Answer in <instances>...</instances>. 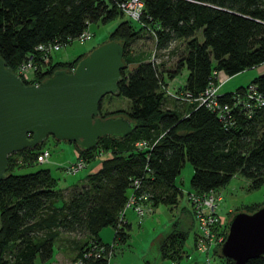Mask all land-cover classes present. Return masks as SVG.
<instances>
[{"label": "trees", "instance_id": "trees-1", "mask_svg": "<svg viewBox=\"0 0 264 264\" xmlns=\"http://www.w3.org/2000/svg\"><path fill=\"white\" fill-rule=\"evenodd\" d=\"M122 1L0 0V57L14 72L22 62L31 61L35 65L32 78L38 81L56 68L73 67L94 46L66 62H53L51 55L61 45L91 24L115 21L106 40L122 44L125 66L113 95L128 98L130 104L107 114L99 109V114H121L134 123L127 135L100 137L89 149L71 142L76 157L89 161L104 151L106 156L65 200L58 198L59 187L48 168L14 172L21 165L7 155L5 174L0 178V264L48 260L59 232L87 238L74 256L80 264H112L113 248L128 235L125 209L121 211L133 179H139L135 190L146 193L144 202L150 208L158 203L175 206L181 196L175 178L185 161L192 166L190 192L218 191L233 174L247 178L253 187L264 181V102L250 109L236 103L235 97L243 95L246 84L218 92L214 107L197 100L209 81L217 84L218 71L227 77L264 63V0H141L137 20L120 9ZM140 30L151 34L156 48L183 40V52L172 70L153 60L127 55L128 41ZM53 44L58 48L48 52L37 47ZM129 62L135 64L126 70ZM182 69L186 70L183 82H175L176 88L167 86V79ZM257 73L247 83L264 95V71ZM166 96L185 101L189 107L182 113L164 107ZM222 104L228 105L227 113L221 111ZM40 143L16 151L23 155L22 166L35 161ZM106 226L113 229L110 245L98 236ZM220 227L225 235L227 222ZM185 234L173 222L158 243L159 258L171 259L164 251L178 239L184 243ZM92 244L103 246L100 254L83 255ZM212 253L223 257L219 245ZM228 259L227 264H231ZM141 264L155 263L144 259ZM246 264H264V252Z\"/></svg>", "mask_w": 264, "mask_h": 264}, {"label": "rangeland", "instance_id": "rangeland-1", "mask_svg": "<svg viewBox=\"0 0 264 264\" xmlns=\"http://www.w3.org/2000/svg\"><path fill=\"white\" fill-rule=\"evenodd\" d=\"M132 23L136 26L138 25L136 21H132ZM114 24L115 21L106 24H91L88 28L92 33L90 39L82 42L72 40L61 45L52 53V61L66 62L86 52L91 46L105 41L108 37V32ZM126 48L127 55L132 58L139 57L153 60L157 65L162 66L163 69L172 70L176 59L183 52L184 42L181 39H176L171 41L166 48H156L151 34L146 30H140L136 36L128 41ZM134 64V62H129L126 70L133 67ZM257 72V68H247L227 77L224 74H220V76L216 74L218 92L232 91L238 85L247 84L248 80L258 74ZM15 73L17 74V71ZM185 73L186 70L182 69L174 78L167 79L166 85L170 88H176L175 82H183ZM18 76L20 77V75ZM37 82L38 80H34L29 83ZM129 104L128 98L107 93L101 97L99 109L101 113L107 114V112L126 109ZM164 107L176 109L182 113L189 107V103L166 96ZM39 146L35 149L37 153L35 161L29 166H22L25 163L22 160V154L16 151L10 153V156L21 165L15 167L14 172H28L37 168H48L56 179V186L59 187L58 198L63 200L67 198L73 188L84 181L86 174L98 169L100 160L106 156L105 151L101 152L97 158L89 161L85 160L83 167L71 172L66 169V166L76 159L74 153L76 150L71 142L56 140L51 135H48ZM45 149L48 151L47 157L41 154ZM191 172L192 166L188 161H185L175 178V183L181 190V196L175 206L158 203L154 208H150L147 211L144 209V215L139 218L131 208L125 209V215L130 221V226L127 228L128 235L123 243H118L113 248L110 258L112 264H141L144 259L150 260L155 264H227L225 259L228 258L220 257L218 253L213 254L211 250L206 255L199 252L193 245L198 229L191 206L187 200ZM218 191L221 194V199L216 204L215 213L220 223L227 222L229 215L233 211H248L256 205L264 203V181L253 187L247 178L239 174H233L224 185L219 187ZM180 208L186 209L192 215V220L189 224H186L183 219H178V210ZM173 222L176 227L185 230L184 243L183 240L180 241L178 239V243H173L171 249L164 251L166 255L168 252L170 253L171 259H161L159 258L158 243ZM107 229H109L111 234L102 240L111 242L113 229L110 226H107ZM85 241H87V238L83 236L72 233L60 234L54 241L56 246L52 256L43 262L37 259L34 264H72L79 245ZM6 256H8V251H6ZM207 256L209 257L208 261H206Z\"/></svg>", "mask_w": 264, "mask_h": 264}, {"label": "water", "instance_id": "water-1", "mask_svg": "<svg viewBox=\"0 0 264 264\" xmlns=\"http://www.w3.org/2000/svg\"><path fill=\"white\" fill-rule=\"evenodd\" d=\"M125 66L123 46L114 39L97 43L73 68H56L37 83H24L0 57V178L7 155L32 148L48 135L89 149L100 137H122L134 123L121 114L101 116L100 99L116 93ZM264 252V203L251 211H233L219 253L231 264Z\"/></svg>", "mask_w": 264, "mask_h": 264}, {"label": "built area", "instance_id": "built-area-1", "mask_svg": "<svg viewBox=\"0 0 264 264\" xmlns=\"http://www.w3.org/2000/svg\"><path fill=\"white\" fill-rule=\"evenodd\" d=\"M119 7L127 15V17L137 20L141 13L142 1L125 0L119 3ZM90 35L91 32L87 29L84 30L79 36H76L73 40L81 42L89 39ZM37 47L43 52H48L52 49L56 50L58 45H38ZM72 68L73 67H71V69ZM34 69L35 65H33L31 61L27 60L18 66L17 74L20 75L21 79L23 80L34 81V78H32V72ZM257 69L263 72L264 63L258 66ZM169 94H171V92H169ZM187 95V93L186 95L182 94V98L185 99ZM217 95L218 85L212 81H209L202 93L197 96V100L198 103H204L208 107H214L216 105ZM173 96L176 97L177 95ZM235 100L236 103H241L244 108L250 109L252 106H260V104L264 102V95L256 89L254 84L247 83L243 95L241 97H235ZM228 110V105L222 104L221 111H225L227 113ZM41 154L42 156L47 157L48 151L45 149L41 152ZM84 164V158L77 156L73 162L66 166V169L73 172L78 168L83 167ZM132 183L133 188L129 191L121 212H123V210L126 208H131L139 218L140 216L144 215V209L147 211L150 209V207L144 202L146 193L144 191L136 192L137 190H135L140 186L139 179H133ZM187 199L191 206L198 229L195 235V247L199 252L205 253L207 255L210 250L213 251L216 246L220 245L224 238V233L221 230L219 220L215 213V206L221 199V194L219 191L213 190L201 194L189 191L187 192ZM108 243L110 245L111 242ZM101 249H103V246L92 244L84 249L83 255H88L93 252L96 256H98L101 252ZM208 260L209 257L207 256L206 261ZM72 264H80V259L75 258Z\"/></svg>", "mask_w": 264, "mask_h": 264}, {"label": "crops", "instance_id": "crops-1", "mask_svg": "<svg viewBox=\"0 0 264 264\" xmlns=\"http://www.w3.org/2000/svg\"><path fill=\"white\" fill-rule=\"evenodd\" d=\"M262 69V68H261ZM260 69V70H261ZM259 71V70H258ZM220 74H224L222 71H218V73H217V76H220ZM74 153H75V151H74ZM75 155H76V153H75ZM49 170V169H48ZM50 172V171H49ZM51 174V173H50ZM52 175V174H51ZM53 176V175H52ZM178 212H179V215H178V219H180V220H184L185 221V223L186 224H189L190 223V221L192 220V215L190 214V213H188V211L186 210V209H184V208H180L179 210H178ZM125 222L128 224V226H130V221L128 220V218H127V216L125 215ZM60 234H68V233H66V232H59L58 233V235L60 236ZM111 234V232L109 231V229H107V226L106 227H102L99 231H98V236H99V238H101V239H104V237L105 238H107V236H109ZM57 235V236H58ZM113 235V234H112ZM57 236H56V238L54 239V241L57 239ZM112 238H113V236H112ZM55 242L53 243V252H54V249H55Z\"/></svg>", "mask_w": 264, "mask_h": 264}]
</instances>
